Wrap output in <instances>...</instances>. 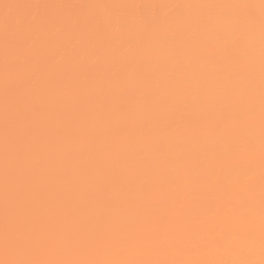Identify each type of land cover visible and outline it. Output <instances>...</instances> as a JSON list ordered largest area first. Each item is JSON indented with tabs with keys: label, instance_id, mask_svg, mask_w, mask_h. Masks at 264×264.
Instances as JSON below:
<instances>
[{
	"label": "snow or ice",
	"instance_id": "1",
	"mask_svg": "<svg viewBox=\"0 0 264 264\" xmlns=\"http://www.w3.org/2000/svg\"><path fill=\"white\" fill-rule=\"evenodd\" d=\"M0 264H264V0H0Z\"/></svg>",
	"mask_w": 264,
	"mask_h": 264
}]
</instances>
